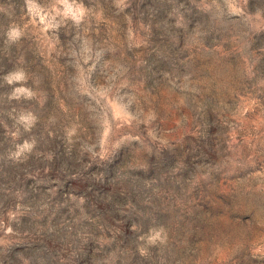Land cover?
<instances>
[{
	"label": "rangeland",
	"instance_id": "rangeland-1",
	"mask_svg": "<svg viewBox=\"0 0 264 264\" xmlns=\"http://www.w3.org/2000/svg\"><path fill=\"white\" fill-rule=\"evenodd\" d=\"M0 264H264V0H0Z\"/></svg>",
	"mask_w": 264,
	"mask_h": 264
}]
</instances>
